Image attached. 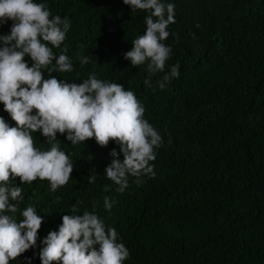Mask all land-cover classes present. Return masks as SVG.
Returning <instances> with one entry per match:
<instances>
[{
  "label": "trees",
  "instance_id": "1",
  "mask_svg": "<svg viewBox=\"0 0 264 264\" xmlns=\"http://www.w3.org/2000/svg\"><path fill=\"white\" fill-rule=\"evenodd\" d=\"M45 2L52 15L71 21L62 48L73 71L52 75L78 83L94 72L122 84L143 104L162 143L151 162L155 176L139 184L129 177L118 192L104 174L110 151L118 150L114 142L72 145L58 133L74 164L68 183L55 192L47 180L20 185L25 199L18 207L33 206L44 217L39 236L57 229L66 213L94 210L129 249L124 264H264V0H171L165 71L179 64L180 74L163 90L155 87L163 73L152 76L149 88L146 65L132 66L123 55L144 33L145 11H131L122 0ZM79 56L92 62L81 65ZM33 138L36 147H49L39 132Z\"/></svg>",
  "mask_w": 264,
  "mask_h": 264
},
{
  "label": "clouds",
  "instance_id": "2",
  "mask_svg": "<svg viewBox=\"0 0 264 264\" xmlns=\"http://www.w3.org/2000/svg\"><path fill=\"white\" fill-rule=\"evenodd\" d=\"M122 3L131 11L147 13L145 31L131 41L124 59L132 66L146 65L144 83L149 88L154 87L152 76L163 73L155 82L163 90L180 74L179 64L165 71L172 49L163 41L170 35L168 26L175 23V4L171 0ZM9 21V31L0 34V105L9 118L0 115V264H10L37 248L32 256L19 259L20 264H33L37 256L40 264H124L129 249L94 210L66 213L57 229L40 237L44 217L33 206L18 207L25 199L20 185L47 180L55 192L68 183L74 164L57 142L59 133L72 145L91 138L100 146L114 142L118 150L110 151L112 159L104 174L123 192L129 177L139 184L142 177L155 176L151 162L162 137L144 118L145 108L135 93L122 84L101 80L94 72L78 83L52 75L73 71L67 48H62L71 21L52 15L45 0H0V26ZM78 59L81 65L92 62L88 56ZM36 132L47 140V149L35 146ZM87 180L95 183L94 176ZM111 207L112 201L105 197L104 208ZM72 212L78 213L76 205Z\"/></svg>",
  "mask_w": 264,
  "mask_h": 264
}]
</instances>
